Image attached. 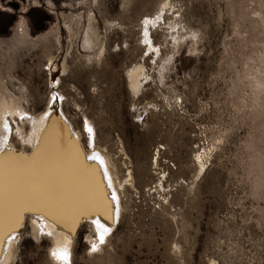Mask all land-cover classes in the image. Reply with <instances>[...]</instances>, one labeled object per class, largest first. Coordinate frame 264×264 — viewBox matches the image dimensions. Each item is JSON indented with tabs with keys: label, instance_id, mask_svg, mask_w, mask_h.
I'll return each mask as SVG.
<instances>
[{
	"label": "rangeland",
	"instance_id": "1",
	"mask_svg": "<svg viewBox=\"0 0 264 264\" xmlns=\"http://www.w3.org/2000/svg\"><path fill=\"white\" fill-rule=\"evenodd\" d=\"M1 93L15 151L57 101L109 157L113 226L62 264H264V0H0ZM31 218L7 264H59Z\"/></svg>",
	"mask_w": 264,
	"mask_h": 264
},
{
	"label": "bare ground",
	"instance_id": "2",
	"mask_svg": "<svg viewBox=\"0 0 264 264\" xmlns=\"http://www.w3.org/2000/svg\"><path fill=\"white\" fill-rule=\"evenodd\" d=\"M26 113L18 102L0 94V128L5 126L4 123L1 124L5 115L20 116ZM60 115L57 101H54L47 112L27 118L29 133L22 129L19 133L23 142L32 147V158L28 162L24 156L22 159L14 154L13 146L6 145L1 129L0 160L5 165V182L3 205L0 209V263L7 264L11 258L16 242L13 238L14 230L20 227L27 212L32 214L34 234L44 233L53 240L50 254L59 264L69 260V248L76 224L84 215L92 221L99 236L104 235L116 219L114 199L117 193L114 191L108 155L95 147L90 153H86L76 132L72 133V129V132L69 129L64 132V121ZM201 159L200 156L203 168ZM37 166H42L39 176ZM129 174L131 177V172ZM36 179L63 185L70 190L71 195L62 207L22 195V190Z\"/></svg>",
	"mask_w": 264,
	"mask_h": 264
},
{
	"label": "snow or ice",
	"instance_id": "3",
	"mask_svg": "<svg viewBox=\"0 0 264 264\" xmlns=\"http://www.w3.org/2000/svg\"><path fill=\"white\" fill-rule=\"evenodd\" d=\"M40 167L37 166V175H40ZM4 182H5V165L3 160H0V209L3 205L4 196ZM22 195L31 196L42 199L54 206L62 207L69 195L70 190L63 185L50 182L46 179H36L29 183L23 190Z\"/></svg>",
	"mask_w": 264,
	"mask_h": 264
},
{
	"label": "water",
	"instance_id": "4",
	"mask_svg": "<svg viewBox=\"0 0 264 264\" xmlns=\"http://www.w3.org/2000/svg\"><path fill=\"white\" fill-rule=\"evenodd\" d=\"M65 121H66V120H65ZM63 125H64V127H63V128H64V132H65V129H67V131H68V129L70 128V127H69V124H68V123H64ZM69 131H70V130H69ZM69 136L71 137V134H69ZM14 154H15V155H18V156H19L20 158H22V159H23L22 156H24L26 162L30 161L31 158H32V154H30V153L24 155V154H22L21 152H18V151H15V150H14ZM78 223H79V222H78ZM78 223H77V224H78ZM77 224H76V227H77Z\"/></svg>",
	"mask_w": 264,
	"mask_h": 264
}]
</instances>
